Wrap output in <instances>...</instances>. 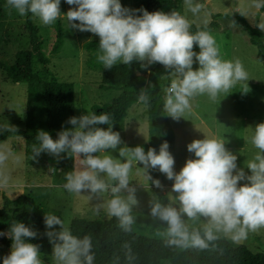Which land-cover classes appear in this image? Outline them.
<instances>
[{
    "label": "clouds",
    "instance_id": "obj_1",
    "mask_svg": "<svg viewBox=\"0 0 264 264\" xmlns=\"http://www.w3.org/2000/svg\"><path fill=\"white\" fill-rule=\"evenodd\" d=\"M6 3L19 15L30 13L45 26L66 19V27L95 34L99 37L97 60L105 69L113 68L118 62L129 65L133 61H140L142 67L160 63L166 69H172L175 78L164 90L163 109L173 120L191 111L194 97L207 95L217 102L218 97L225 96L238 83L249 79L240 60L222 58L220 46L207 30V21L204 30L193 33L192 22L176 11L143 10L141 16H133L122 7L120 0H66L68 5L76 6L66 14L60 11V0H6ZM184 4L193 16L204 10L203 4L193 0H184ZM248 7L260 12L264 0H251ZM235 11L248 17L246 8ZM229 26L234 28L236 24L229 21ZM257 27L264 30V23L260 22ZM194 44L199 46V53L193 51ZM194 57L199 63L196 70L192 68ZM247 91L246 83L242 92ZM138 102L145 108L149 106L146 90L140 91ZM113 120L108 113L87 112L71 117L72 127L60 131L56 140L47 132L39 131L36 136L39 144L33 145L31 158L36 159L42 152L55 157L67 153L73 157L75 165L65 175V190L77 194L88 191L89 200L110 193L104 210L109 217L119 220L124 231H131L135 222L131 213L133 206L139 203L136 189L130 186L133 166L141 163L148 181L152 178L147 169H158L173 181L170 193L175 195H171L166 204L159 200L150 202L149 215L166 224L165 230L158 235L165 237L169 246L203 250L210 245L214 247V242L221 237L239 244L250 232L264 228V122L255 126L250 137L258 151L247 163L251 174L246 175L237 168V156L227 150L224 139L219 138L204 137L189 143L187 151L194 153L195 158L187 159L179 172L174 171L175 160L166 141L160 145L158 153L153 148L145 153L141 146L120 147L119 157L124 161L114 159L112 155L104 154L121 144L119 133L112 130ZM100 124L109 127H97ZM12 130L15 129L10 125L0 126V132ZM9 156L10 150L0 149V190L10 187V174L5 168ZM241 180L250 183L238 184ZM152 183L162 188L159 180H152ZM202 218L205 221L202 231L186 222ZM44 222L50 229L45 234L53 245L55 264H93L95 257L90 236L76 237L54 214L45 215ZM55 225H60L59 231L52 230ZM8 235L13 242L12 250L3 259V264H43L39 246L25 239L34 238L37 235L34 230L14 222Z\"/></svg>",
    "mask_w": 264,
    "mask_h": 264
},
{
    "label": "rangeland",
    "instance_id": "obj_2",
    "mask_svg": "<svg viewBox=\"0 0 264 264\" xmlns=\"http://www.w3.org/2000/svg\"><path fill=\"white\" fill-rule=\"evenodd\" d=\"M139 0H120L122 7L127 8L133 16L136 15V7ZM194 3L204 5V10L197 16L187 11L184 0L180 3L172 2V5L162 10L164 13L172 11L185 15L192 24L198 25L209 22L213 13H227L231 18L222 16L217 19L218 28L208 30L214 36L220 46L221 56L225 60H240L249 74L247 82L238 83L230 93L218 97L217 102L211 101L207 95H199L191 100V111L186 112L184 117L173 120L165 112L167 119L174 133L173 157L175 160L174 171L179 172L187 159H194V153L187 151V145L194 139L219 138L224 139L225 147L237 156V168L242 169L246 175L251 171L247 163L254 159L257 149L251 144L250 137L255 126L264 122V64L255 59V46L249 44L247 35L236 17L242 16L245 21L253 27L261 22L264 23V8L256 12L254 8L248 7L251 0H193ZM75 5H68L66 0H60V11L66 14ZM237 8H246L248 17L241 15ZM32 21L38 27L41 36V47L45 55L49 57L46 76L59 81H70L73 84L74 117L90 112L89 106L92 102H104L109 100L117 91L103 90L97 86L100 73L97 70H89L84 66L85 48L84 43L88 40L99 39L95 34L88 31H80L66 27L67 20L60 19L62 25V43L54 53L50 52L54 40V24L43 25L32 15ZM229 21H234L236 27H230ZM75 23H79L76 21ZM28 46V35L23 29V16L7 6L6 0H0V60L11 63L13 54ZM193 51L199 53L198 45L194 44ZM156 63L142 67L146 73L155 67ZM193 70L199 68L198 61L193 58ZM172 71V69H171ZM169 72L171 80L175 78L173 72ZM248 86L246 93L242 89ZM167 86V87H168ZM166 87V88H167ZM165 88V89H166ZM164 89V90H165ZM165 91L163 98L165 99ZM26 98V83L8 81L0 71V126L10 125L11 127L22 128L24 125V110ZM220 98V100H219ZM219 100V101H218ZM145 113L144 105L139 102L133 103L126 111V115L112 127L118 132L121 144L116 150H108L104 154H110L114 159L119 157V148H134L141 146L145 153L154 144L153 125ZM147 139V140H146ZM0 149L10 150V156L6 163V171L10 174V187L0 190L1 194L13 199L21 195L27 189L42 187V193L46 196L49 206L59 208L60 219L65 226L72 218L106 219L109 216L104 210V203L111 198L110 193L101 197H93L89 200L88 191L81 194L69 193L63 185L66 183L65 175L73 170L60 169L54 162L45 161L42 158L27 159L24 155V141L21 137H8L0 141ZM264 154V153H262ZM143 165L137 162L131 172L130 186L136 189L135 196L139 201L133 206L131 215L135 218L133 229L136 233L154 237H162L158 232L166 228V224L153 220L150 215V202L156 200L158 195H164L168 199L171 195V185H162L157 188L152 183L156 179L152 169H147L152 179L147 180L143 171ZM250 183L241 180L238 184ZM122 195H124L122 193ZM1 207V206H0ZM202 224L205 221L202 218ZM4 236L0 233V239ZM251 251L264 253V228L257 232H250L247 239L242 242ZM52 248L48 254H40L43 264H55L52 257ZM12 250V245L5 247L0 241V264ZM162 264H169L163 261Z\"/></svg>",
    "mask_w": 264,
    "mask_h": 264
},
{
    "label": "trees",
    "instance_id": "obj_3",
    "mask_svg": "<svg viewBox=\"0 0 264 264\" xmlns=\"http://www.w3.org/2000/svg\"><path fill=\"white\" fill-rule=\"evenodd\" d=\"M181 1L139 0L136 15L141 16L143 10L162 11L171 6L172 2L178 4ZM222 16L231 18L227 13H213L211 20L207 22V30L218 28L217 19ZM236 20L245 31L249 44L255 46V59L264 64V30L250 26L242 16L236 17ZM23 29L28 35L27 48L17 50L13 54L11 63L0 60V71L12 83H26L24 125L22 128L12 127L16 131L0 132V141L8 137H21L24 141V155L27 159H31L34 155L33 145L39 144L36 139L39 131L47 132L53 140H56L60 131L72 127L69 120L74 117V89L70 81H59L46 76V72L49 71L47 68L49 57L42 51L41 36L38 27L32 21V14L23 16ZM198 29L204 30L205 23L192 24L193 33ZM54 31L51 53L56 52L62 43V25L59 20L54 22ZM98 43L99 39L84 43V66L89 70L99 71L97 86L100 89L117 92L107 101L92 102L89 106L90 112L98 115L110 114L114 119L111 126H114L125 117L127 109L138 102L140 91L146 90L149 94V106L147 108L144 106L145 113L152 122H155L152 127L154 144L151 148L158 153L160 145L166 141L169 145L168 150L173 156L174 133L163 109L164 89L170 82L171 69L156 63L155 67L146 73L139 68L138 61H133L129 65L118 62L113 68L105 69L97 60ZM97 127L107 129L109 125L100 124ZM37 158L54 162L60 169H70L74 163V158L67 153L55 157L42 152ZM152 171L156 175L155 180H159L161 185L172 184V180L167 179L158 169ZM42 190V187L27 189L13 199L1 194L0 233L4 236L0 241L5 247L13 243L8 235L11 225L19 222L37 233L34 238H25L26 242L38 245L40 254L50 252L52 243L45 234L50 229L46 227L44 217L47 214H54L60 218L61 211L48 205ZM156 200L165 204L169 202L164 195H158ZM201 220L195 222L186 220V222L202 231ZM67 227L78 238H83L85 235L92 238V252L95 257L93 264H162L163 261L169 264H264L263 252L251 251L245 244H237L224 237L215 241V246L210 245L208 249H183L167 245L165 237L136 233L133 226L131 231H124L116 217L91 220L72 218ZM52 230L59 231L60 225H55ZM129 256L132 258L128 259Z\"/></svg>",
    "mask_w": 264,
    "mask_h": 264
}]
</instances>
